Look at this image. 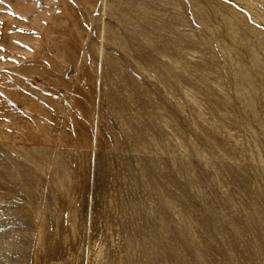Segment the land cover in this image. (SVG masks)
<instances>
[{
  "label": "rangeland",
  "instance_id": "374dc122",
  "mask_svg": "<svg viewBox=\"0 0 264 264\" xmlns=\"http://www.w3.org/2000/svg\"><path fill=\"white\" fill-rule=\"evenodd\" d=\"M0 264H264V0H0Z\"/></svg>",
  "mask_w": 264,
  "mask_h": 264
}]
</instances>
